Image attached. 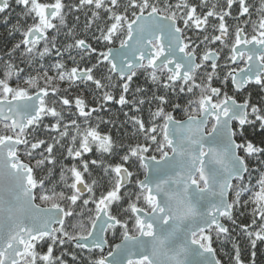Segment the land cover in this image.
Returning a JSON list of instances; mask_svg holds the SVG:
<instances>
[{
	"label": "snow or ice",
	"instance_id": "obj_1",
	"mask_svg": "<svg viewBox=\"0 0 264 264\" xmlns=\"http://www.w3.org/2000/svg\"><path fill=\"white\" fill-rule=\"evenodd\" d=\"M0 16L19 36L0 56V264H222L237 213L264 242V0H0Z\"/></svg>",
	"mask_w": 264,
	"mask_h": 264
},
{
	"label": "trees",
	"instance_id": "obj_2",
	"mask_svg": "<svg viewBox=\"0 0 264 264\" xmlns=\"http://www.w3.org/2000/svg\"><path fill=\"white\" fill-rule=\"evenodd\" d=\"M20 11L19 8L13 7L12 10H10L11 20L9 23H12L17 18V13ZM74 18L70 17V23L72 22ZM84 15L80 14V19L77 22L79 27L77 29L78 32H80L81 35H84L86 32V29L84 28ZM228 24L232 25L234 24V21L228 20ZM15 39H19V36L15 37L13 40H9L7 37V26L3 23L2 16H0V56L4 55L5 45L7 44L8 47L11 46V43L15 41ZM95 46V45H94ZM75 55V53H73ZM221 64L223 63V60L220 61ZM47 63V61H46ZM71 62H69V67H71ZM143 77L140 78L139 81H136V83L133 84V88H135L136 84L143 85ZM230 88V87H229ZM249 91L253 92V99H256L255 93L257 92V89L255 86L250 87ZM246 96L247 93H244ZM241 97H238L240 99ZM111 108V112L107 115H111L114 122L117 125H120L121 122L125 120V117L123 116V111H129L127 107H125L121 111V107L119 105L111 104L109 106ZM145 108H147V105H145ZM107 115L105 118H107ZM146 116V112H145ZM102 132L107 131L108 129L105 126H101L100 129ZM127 133L128 135H131L132 128L131 125H124L123 127L119 128V134ZM117 130L113 129V135H117ZM258 139V138H257ZM89 159L92 157L89 156ZM228 226L232 233V238L230 240H224L223 237H221L220 240H217L214 235V243L213 247L216 249V256L217 259H220L222 264H231V257H234L235 255V249L239 247L240 250V257L242 264H264V242L257 241L255 249H253L248 241V238L246 235L241 233L240 228L238 225L244 221V217L240 216L239 213H237V225H232L227 221H222ZM110 238V237H109ZM118 241V240H117ZM114 241V242H117ZM69 251L76 252L79 257H87L88 253L87 251H81L75 248L74 244L68 246ZM255 251L256 255L253 257L252 252ZM56 254L59 255V250L56 251ZM66 259L69 261V264H71V257L68 256Z\"/></svg>",
	"mask_w": 264,
	"mask_h": 264
},
{
	"label": "flooded vegetation",
	"instance_id": "obj_3",
	"mask_svg": "<svg viewBox=\"0 0 264 264\" xmlns=\"http://www.w3.org/2000/svg\"><path fill=\"white\" fill-rule=\"evenodd\" d=\"M229 87H230V85H229Z\"/></svg>",
	"mask_w": 264,
	"mask_h": 264
},
{
	"label": "water",
	"instance_id": "obj_4",
	"mask_svg": "<svg viewBox=\"0 0 264 264\" xmlns=\"http://www.w3.org/2000/svg\"><path fill=\"white\" fill-rule=\"evenodd\" d=\"M118 242V241H117Z\"/></svg>",
	"mask_w": 264,
	"mask_h": 264
}]
</instances>
